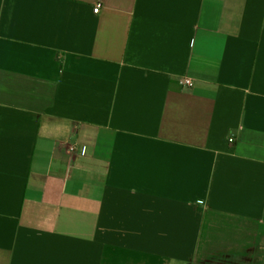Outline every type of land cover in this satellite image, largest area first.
<instances>
[{
    "label": "crops",
    "instance_id": "obj_1",
    "mask_svg": "<svg viewBox=\"0 0 264 264\" xmlns=\"http://www.w3.org/2000/svg\"><path fill=\"white\" fill-rule=\"evenodd\" d=\"M0 264H264V0H0Z\"/></svg>",
    "mask_w": 264,
    "mask_h": 264
},
{
    "label": "built area",
    "instance_id": "obj_2",
    "mask_svg": "<svg viewBox=\"0 0 264 264\" xmlns=\"http://www.w3.org/2000/svg\"><path fill=\"white\" fill-rule=\"evenodd\" d=\"M101 8H102V3H97V5H96V7H95V12H99L100 10H101ZM185 82L187 83V84H189V85H192L193 84V81H192V79L191 78H187L186 80H185Z\"/></svg>",
    "mask_w": 264,
    "mask_h": 264
}]
</instances>
